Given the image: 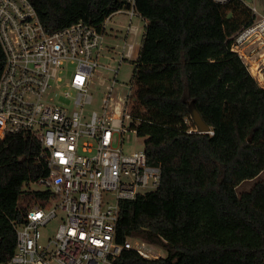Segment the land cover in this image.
<instances>
[{
  "label": "trees",
  "instance_id": "trees-1",
  "mask_svg": "<svg viewBox=\"0 0 264 264\" xmlns=\"http://www.w3.org/2000/svg\"><path fill=\"white\" fill-rule=\"evenodd\" d=\"M53 31L85 21L101 26L127 0H32ZM147 21L134 69L130 109L145 136L159 187L124 200L118 239L142 238L165 248L158 258L134 249L120 264H264V85L233 49L253 23L244 0H136ZM5 55L0 44V75ZM193 103L212 132H200ZM187 120H191L189 123ZM193 125L195 129H192ZM41 144L19 133L0 143V260L15 251L12 219L46 195L25 183L47 173ZM248 190L238 191L246 179ZM43 195V196H42Z\"/></svg>",
  "mask_w": 264,
  "mask_h": 264
},
{
  "label": "built area",
  "instance_id": "built-area-1",
  "mask_svg": "<svg viewBox=\"0 0 264 264\" xmlns=\"http://www.w3.org/2000/svg\"><path fill=\"white\" fill-rule=\"evenodd\" d=\"M248 5L254 15L260 13L255 2ZM117 13L128 17L122 43L107 38L108 22ZM261 15L235 36L233 49L243 59L250 43L261 40L264 45ZM146 24L136 0H127L101 26L80 20L50 31L32 0H0L5 55L0 143L11 134H29L39 140V158L47 166L46 174L25 183L26 189L47 193L23 219L11 220L15 251L0 264H120L117 259L126 249L146 258L163 256L160 245L135 237L120 241L117 233L122 201L157 189L162 177L161 165L149 163L145 147L126 149L128 131L140 136L130 109L133 83L121 102L112 95L120 64L140 54L136 39ZM116 46L121 47L118 65L103 63V56L112 58L108 48ZM259 57L264 60V52ZM245 63L256 77L253 65ZM99 68L114 76L98 75L105 95L100 108L90 110ZM54 219L59 220L56 229L45 232Z\"/></svg>",
  "mask_w": 264,
  "mask_h": 264
},
{
  "label": "rangeland",
  "instance_id": "rangeland-1",
  "mask_svg": "<svg viewBox=\"0 0 264 264\" xmlns=\"http://www.w3.org/2000/svg\"><path fill=\"white\" fill-rule=\"evenodd\" d=\"M245 2L247 4H250V5L253 2L256 3L260 13L255 14L254 22L260 21L262 18L261 12H264V0H245ZM127 18L128 17L126 15V13H117L110 18V21H109L110 23L108 22V27H107V32L109 34L107 36V38L110 41H113V39H111L112 36L113 37L119 36L118 42L122 43V41L124 39L122 36L126 33L125 28H124V30H121V28L118 29L117 27H116L117 29H115V28L111 27V23L116 22V23L121 25L123 22L124 23L127 22ZM143 25L144 24L142 23V27H143ZM236 34L237 33H235V35L233 36L234 37L233 42H235ZM120 36H121V38H120ZM138 37L141 38L142 35H139ZM253 38H254V36L250 37V39H253ZM136 41L139 44V41H141V39H138ZM248 42L250 43V41H248ZM120 48H121L120 46H116L115 48L109 47L108 48V54H110V56L112 58H107V57L103 56L101 58V61L105 64L118 65L117 58L119 55ZM245 51L249 55L247 57H244V61H246L249 65H253L256 78L258 79V81L260 82L261 85H264V60H259L260 54L264 52V45H261V40H256L252 44L250 43V45L245 49ZM134 69H135L134 60L126 59L120 64V70H119L118 76H117L118 84L116 85L115 90L112 93V95L114 96V101H120L121 102L122 98H120V97H124L126 94L129 93L130 85L134 82ZM100 74H104L108 77L114 76V72L111 70L103 69V68H99L97 70V76H96L94 82L91 84V91L93 92L94 99H93V102L88 105V109H90V110L100 108L102 100H103V96L105 95L104 92L99 91V90H102V91L106 90L105 86L98 85V75H100ZM187 121L189 123H192L191 120H187ZM192 129H195L194 125H193ZM145 139H146L145 136H137L135 132L128 131L127 132L126 149L127 150H134V149L144 148L145 147ZM260 177H264V170H263L262 174H260ZM255 180H256V178L255 179H246V180L242 181L238 186V191L242 192L244 190H248L254 184ZM58 221L59 220L54 219L50 223V225L48 227H46L48 229L45 232H53L56 229ZM160 252L163 256L166 255V253H167L165 248H161Z\"/></svg>",
  "mask_w": 264,
  "mask_h": 264
},
{
  "label": "water",
  "instance_id": "water-1",
  "mask_svg": "<svg viewBox=\"0 0 264 264\" xmlns=\"http://www.w3.org/2000/svg\"><path fill=\"white\" fill-rule=\"evenodd\" d=\"M189 109L197 130L200 132H212L210 124L204 119L200 110L193 103L189 105Z\"/></svg>",
  "mask_w": 264,
  "mask_h": 264
},
{
  "label": "crops",
  "instance_id": "crops-1",
  "mask_svg": "<svg viewBox=\"0 0 264 264\" xmlns=\"http://www.w3.org/2000/svg\"><path fill=\"white\" fill-rule=\"evenodd\" d=\"M256 2V1H255ZM115 15V14H114ZM112 22V21H111ZM110 23V22H109ZM125 24L126 23H122L121 25L120 24H118V23H116V22H114V23H111V27H113V28H115V29H119V28H121V30H124V28H125ZM117 27V28H116ZM124 32V31H123ZM144 33V32H143ZM143 33H142V37L140 38V37H137V39L136 40H138V39H141V41H139V44L137 43V46H138V48H139V50L141 49V47H142V44H143ZM123 34V33H122ZM123 38H126L127 37V35H126V33L122 36ZM118 38H119V36L118 37H113L112 36V38L111 39H113V40H115V39H117L118 40ZM120 38H121V36H120ZM263 172V171H262ZM262 174V173H261Z\"/></svg>",
  "mask_w": 264,
  "mask_h": 264
}]
</instances>
